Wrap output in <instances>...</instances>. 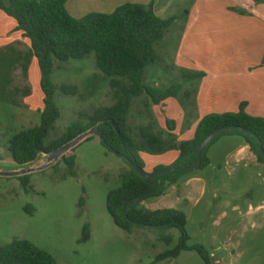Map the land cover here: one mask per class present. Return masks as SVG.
Returning a JSON list of instances; mask_svg holds the SVG:
<instances>
[{
    "label": "rangeland",
    "instance_id": "rangeland-1",
    "mask_svg": "<svg viewBox=\"0 0 264 264\" xmlns=\"http://www.w3.org/2000/svg\"><path fill=\"white\" fill-rule=\"evenodd\" d=\"M204 1L200 7L203 14H221L223 3H226L225 0L210 1V8L204 5ZM153 3L157 9L165 5L162 18L177 15L183 21L194 0H153ZM158 11L162 12L160 9ZM263 11L264 5L251 6V0L245 3L246 17H259ZM248 22L250 20L244 21V28L249 31L245 29L242 60L261 68L264 67V35L251 30L252 25ZM179 29L180 22L173 23L166 36L156 44L159 58L146 69L144 81L148 85L157 82L160 87L185 82L186 87L173 100L187 118L191 109L186 95L194 93L198 87L196 83L206 73L180 70L173 66ZM235 39L234 42L240 47L238 39ZM40 72V66L34 59L27 72L30 87L22 73H17L10 98L15 106L0 105L1 167L16 166L7 150L8 140L19 130L41 122L42 110L39 108L43 107L44 96ZM185 73L204 76L199 80L183 79ZM102 74L96 66L95 52L84 59H69L65 62L55 59L52 79L57 85L55 101L60 108V117L46 139L47 144L61 137L67 127L77 120L79 112L90 113L99 106L114 103L109 79ZM65 85L76 86L78 92L75 95L63 94L61 86ZM17 88L20 90L17 91ZM24 99L26 103H33L36 111L28 112ZM146 100L145 95L132 100L128 121H131L135 130L140 122L138 113L147 109ZM243 103H240V107ZM174 112L178 113V109L170 110L168 116ZM167 122L175 126L174 119H167ZM90 135L94 138L84 139L65 154L75 155L73 173L61 157L49 164L48 154L41 153L36 161L16 167L21 170L35 168L27 173V179L0 176V247L16 238L29 240L51 253L57 264H151L163 251L177 247L180 243L178 229L169 231L173 240L166 243L159 239L154 228L144 227L128 233L116 226L107 211V194L121 185V175L130 166L102 144L97 131L92 130ZM170 152L173 153L174 149L167 151ZM220 162L223 165L221 173H217L215 168H208L201 173L207 182L206 193L197 200L193 197L179 206L182 211H186V229L190 236L187 244L203 245L209 250V255L213 253V256L210 255L212 264H264V183L256 177V183L247 187L242 168H239L235 178L222 158ZM234 205H239L241 211L233 212ZM248 210L256 213L253 218L247 214ZM225 211L226 215H222ZM86 224L90 227V239L82 241ZM157 264L206 263L191 249Z\"/></svg>",
    "mask_w": 264,
    "mask_h": 264
},
{
    "label": "trees",
    "instance_id": "trees-1",
    "mask_svg": "<svg viewBox=\"0 0 264 264\" xmlns=\"http://www.w3.org/2000/svg\"><path fill=\"white\" fill-rule=\"evenodd\" d=\"M255 1L264 3V0ZM66 4L67 0H0V8L17 21V28L24 32V37L30 42L29 50L21 55V73L28 80L29 64L35 58L41 69L40 83L44 96L40 124L16 132L8 140L7 150L15 163L24 166L36 161L39 154H50L79 134L92 130L99 132L102 144L130 166L121 175V185L107 194V211L116 226L128 233L144 227L154 228L159 239L166 243L173 240L169 231L174 228L179 230L180 243L177 247L163 251L151 264L170 257L176 258L181 251L191 249L206 264H212L209 250L203 245L187 244L190 236L186 229L187 217L184 211L175 208L152 210L146 208L143 202L162 196L169 186L194 169L193 164L198 161L199 145L215 129L236 125L253 133L230 129L218 135L201 154L199 169L209 165L207 154L210 147L225 135L241 136L258 162L264 165L260 151V147L264 149V117L247 113L245 103L237 113H210L202 117L194 136L180 143L163 138L162 133L154 132L150 127L135 130L128 121L134 97L145 95L150 102L160 104L179 95L182 90V84L178 82L169 87L144 82L146 69L159 58L155 46L166 35L177 16L161 18L153 9V0L148 5L128 3L120 5L111 14L93 12L80 18L71 16ZM93 52L97 68L109 79L111 95L115 101L110 106H99L90 113L79 112L77 120L67 127L63 135L47 144L46 139L60 117V108L55 101L57 85L52 79L55 59L62 62L84 59ZM202 76L198 73H185L182 78L199 80ZM61 90L65 95L78 92L76 86L68 85L61 86ZM12 95L10 91V98ZM189 95L187 93L186 96ZM168 128L172 131L174 124L168 123ZM93 138L88 135L85 141ZM170 149L180 152L178 159L168 166H156L150 172L156 174V177L143 178L131 164L137 162L145 169L140 155L142 152L158 155ZM61 159L69 164L70 172L73 173L75 155H63ZM18 177L27 179L28 175ZM89 229L86 224L82 241L90 239ZM0 264H57V260L33 242L16 238L0 247Z\"/></svg>",
    "mask_w": 264,
    "mask_h": 264
},
{
    "label": "crops",
    "instance_id": "crops-1",
    "mask_svg": "<svg viewBox=\"0 0 264 264\" xmlns=\"http://www.w3.org/2000/svg\"><path fill=\"white\" fill-rule=\"evenodd\" d=\"M5 1L7 2V0ZM203 1L194 0L192 7L186 11L183 21H180V16L177 15L174 21V23L180 22V32H178L177 42H175L176 52L173 56V66L180 70L206 73V76L196 83L197 89L194 93H190V97L187 99L191 109L190 115L185 117L178 103L174 101L175 99L173 100L174 97L168 98L160 104L146 100V102L149 101L148 105L145 104L147 109L138 113L140 121L138 129L150 127L154 132L162 133L163 138L172 139L177 143L191 139L200 120L205 115L215 112L237 113L240 110V103L243 102L246 103L247 113L255 117H264V67L260 68L257 64L245 63L242 60L243 38L246 30L249 31L248 28H244V21L250 20L248 23L252 25L251 30L264 35V13L259 17H246L245 3L248 0H225L226 3H223L221 14L214 12L203 14L200 10ZM210 1L215 2V0H205L204 5H209L212 8ZM150 2L151 0H67L66 7L71 16L80 18L93 12L111 14L120 5L128 3L148 5ZM255 5L260 6L264 3L251 0V6ZM164 7L157 9L153 3L154 11L160 16ZM159 9L162 12H159ZM204 10L207 11V9ZM23 33L17 28V21L0 8V105L15 106L10 102V91L13 88L15 75L22 71L21 55L30 48V42ZM235 38L238 39L240 47L234 42ZM27 83L30 87L29 80ZM180 84H182V90L187 85L185 82ZM149 85L159 86V83L154 82ZM25 100L23 103L28 108V112L36 111L33 103H26ZM166 101L168 103L164 104ZM17 108L20 110L19 106ZM43 109L44 103L39 110L43 111ZM172 109L174 111L178 109V113L174 112L168 116ZM167 119L175 120L172 131L168 128ZM129 124L132 126L131 121ZM179 153L177 149H174L173 153L166 151L157 155L142 152L140 155L146 170L152 172L156 166L172 164ZM207 155L210 160L208 166L198 169L199 171L193 169L183 175L177 183L169 186L162 196L149 198L143 202V205L152 210L165 208L181 210L179 206L182 203L193 197L197 200L206 193L207 182L201 173L208 168H215L217 173H221L223 166L220 162L221 158L235 178L239 173V168L243 169L247 187L256 183V177L264 183V165L258 162L254 152L241 136H222L210 147ZM17 166L19 165L16 163L13 168L0 166V169L10 171L17 169ZM148 200L151 202L148 203ZM232 209L233 212L241 211L239 205H234ZM247 214L253 218L256 213L248 210ZM222 215H226V211Z\"/></svg>",
    "mask_w": 264,
    "mask_h": 264
},
{
    "label": "water",
    "instance_id": "water-1",
    "mask_svg": "<svg viewBox=\"0 0 264 264\" xmlns=\"http://www.w3.org/2000/svg\"><path fill=\"white\" fill-rule=\"evenodd\" d=\"M230 129L241 130L245 133H253V132L249 131L248 129H244L242 127H237L236 125L235 126H225V127L219 128L217 130L215 129L199 145L198 154H197L198 161L193 164L194 169L200 168L201 163L199 161V158H200L201 154L203 153L204 149L212 142V140L215 137H217L218 135H221ZM90 132H92V131L82 133L81 135L79 134L77 137H75L71 141H69V142L65 143L64 145H62L61 147L59 146L55 150L51 151V153L48 154V161H50V163H52L53 161L57 160L59 157L65 155L68 151L72 150L75 146H77L79 143H81V141L86 139V137L90 134ZM97 135L99 136L100 140H102V137L99 134V132H97ZM260 151L263 155L262 157L264 158V149L262 147H260ZM131 164L137 170V173L140 176H142L143 178L156 177V174H151V173L147 172L145 169L141 168L137 164V162H131ZM33 169H35V168H27V169H22V170L17 169V170H10V171H4V170L0 169V176L1 177H11V176H18V175L21 176V175H24V174L31 172Z\"/></svg>",
    "mask_w": 264,
    "mask_h": 264
},
{
    "label": "built area",
    "instance_id": "built-area-1",
    "mask_svg": "<svg viewBox=\"0 0 264 264\" xmlns=\"http://www.w3.org/2000/svg\"><path fill=\"white\" fill-rule=\"evenodd\" d=\"M211 256H213V253H210Z\"/></svg>",
    "mask_w": 264,
    "mask_h": 264
}]
</instances>
